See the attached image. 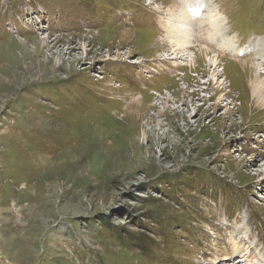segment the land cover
<instances>
[{"label":"rangeland","instance_id":"374dc122","mask_svg":"<svg viewBox=\"0 0 264 264\" xmlns=\"http://www.w3.org/2000/svg\"><path fill=\"white\" fill-rule=\"evenodd\" d=\"M175 1L0 0V264H264V62L228 51L264 49V0H216L234 45L183 56Z\"/></svg>","mask_w":264,"mask_h":264},{"label":"bare ground","instance_id":"6f19581e","mask_svg":"<svg viewBox=\"0 0 264 264\" xmlns=\"http://www.w3.org/2000/svg\"><path fill=\"white\" fill-rule=\"evenodd\" d=\"M175 2L176 4L173 3V5L178 8L179 10L178 12L177 10L176 11L166 10L167 15H170V16L167 19V21H169V24L165 27L173 32L167 35L168 41L167 43L163 42L162 45H164L165 47H169V49H171V47L172 48L174 47V49H171V51L172 52L177 51L178 52L177 54H181L182 56L184 55V52L189 53L188 49L186 51L185 44L188 42V40L192 36H193V39H195L197 42H200L201 40L202 42L209 43L211 45H215L218 39L219 44L216 45V49L222 50V51L227 50V43H226L227 41L234 45V43H232L231 40H229L226 37V34L228 33L227 30L223 28V26L220 24V21L222 22L224 20L218 14L215 0H176ZM172 8L174 9V7ZM193 19H196L197 25L199 27L198 29L194 30V35L192 34V24H194ZM172 23H175L174 26L172 25ZM195 31H197V33H195ZM187 34L188 36H185ZM246 44H247V47L245 49H241L240 44H238L236 48H233L228 51L233 52V54L237 56L241 54L243 56H246L247 55L246 53H248L249 55L252 54L255 59H258L264 62V49H262L261 44L259 43L253 44L251 41H249ZM158 45H159L158 42H156L155 43L156 48H158ZM158 49H160V47ZM208 52L209 51L207 50L200 49V50L195 51L194 53H190L189 55L190 61L192 62L193 61L196 62L198 60L203 61V59H206V55L208 54ZM210 59L211 60L214 59V60L211 63L207 61V64L211 65L212 71L210 73V76L211 78H214L215 76H217V73H215L214 71V69H216L217 59L214 56ZM248 64H250L251 66L249 70H254V75H253V78H250L246 83L247 84L246 88L248 90V98H247L248 103L247 104H250L251 108L254 107L258 109H264V73L262 72L260 73L258 67L252 63H244V64H241L240 66L248 65ZM225 66L226 67H222L220 69V71L223 74L227 72V65ZM221 100L222 98L217 99L216 100L217 104L213 106L218 107V103L219 101L221 102ZM130 146H131L132 155L126 158H123V156L119 157L121 160H124L125 163H128L133 166V167H129L128 169L137 168L139 166L143 167V165H145V169L147 171L151 170L153 167H151L150 165L151 156L148 154L149 153L148 150L146 149V151H143V148L137 146V144L135 143ZM255 252L260 255V258L264 257L263 248L256 249Z\"/></svg>","mask_w":264,"mask_h":264}]
</instances>
